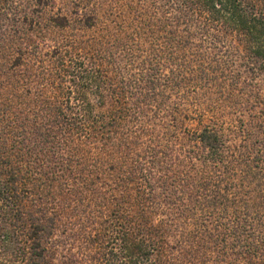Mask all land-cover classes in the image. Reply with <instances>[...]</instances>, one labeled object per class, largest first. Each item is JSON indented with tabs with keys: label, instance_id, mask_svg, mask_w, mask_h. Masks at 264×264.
Listing matches in <instances>:
<instances>
[{
	"label": "trees",
	"instance_id": "trees-1",
	"mask_svg": "<svg viewBox=\"0 0 264 264\" xmlns=\"http://www.w3.org/2000/svg\"><path fill=\"white\" fill-rule=\"evenodd\" d=\"M59 2L0 0V264H264V0Z\"/></svg>",
	"mask_w": 264,
	"mask_h": 264
},
{
	"label": "rangeland",
	"instance_id": "rangeland-1",
	"mask_svg": "<svg viewBox=\"0 0 264 264\" xmlns=\"http://www.w3.org/2000/svg\"><path fill=\"white\" fill-rule=\"evenodd\" d=\"M66 4H67V2H66V0H60V2L58 3V7L60 6V5H63V6H66ZM65 8V7H64ZM57 10V9H56ZM49 13H51V12H49V11H46V13H44V18H47V17H49ZM49 27V26H48Z\"/></svg>",
	"mask_w": 264,
	"mask_h": 264
}]
</instances>
